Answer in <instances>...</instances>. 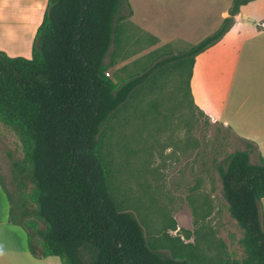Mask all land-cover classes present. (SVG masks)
<instances>
[{"label":"trees","instance_id":"trees-1","mask_svg":"<svg viewBox=\"0 0 264 264\" xmlns=\"http://www.w3.org/2000/svg\"><path fill=\"white\" fill-rule=\"evenodd\" d=\"M251 1L232 0L214 33L187 51L137 60V70L124 78L106 73L132 14L127 0H47L30 58L0 51V124L21 145V157L10 161L8 220L25 231L32 257H58L61 264H192L187 254L167 256L148 242L117 199L108 161L112 125L173 72L185 77L190 96L195 58L221 40ZM241 141L243 150L212 161L227 211L242 230L244 256L209 264H264V159L258 155L252 163L256 145Z\"/></svg>","mask_w":264,"mask_h":264},{"label":"rangeland","instance_id":"rangeland-1","mask_svg":"<svg viewBox=\"0 0 264 264\" xmlns=\"http://www.w3.org/2000/svg\"><path fill=\"white\" fill-rule=\"evenodd\" d=\"M18 1L0 4L18 10L31 4ZM127 1L132 14L123 24L115 66L107 70L111 79L136 71L137 60L150 62L169 52L187 51L219 28L232 6V0ZM263 31L264 0L251 1L240 8L221 40L196 57L193 97L191 92L185 95V77L173 72L160 79L158 90L133 101L119 125H112L108 145L112 188L140 223L147 241L167 256L184 253L192 264L244 256L239 244L242 230L227 211L212 161L243 150L244 144L199 110L215 115L232 64L247 49L264 45ZM20 157L18 136L0 124V175L5 186L0 184V264H53L51 260L61 264L58 257H32L25 231L7 218L10 161ZM250 160L255 163L257 158L252 155ZM261 204L264 222V198Z\"/></svg>","mask_w":264,"mask_h":264},{"label":"crops","instance_id":"crops-1","mask_svg":"<svg viewBox=\"0 0 264 264\" xmlns=\"http://www.w3.org/2000/svg\"><path fill=\"white\" fill-rule=\"evenodd\" d=\"M15 1L17 5L19 1ZM46 1L30 0L31 4L21 10L17 6L0 4V51L10 57L30 58L32 41ZM230 77L224 87L226 91L215 103V115L203 113L230 128L237 138L253 142L256 150L250 157L260 155L264 159V45L247 49L243 56L239 54L231 66ZM191 82L192 72L189 86L193 97ZM0 184L5 188L1 175ZM7 206L9 208L8 201ZM26 261L32 263L33 260L27 258ZM51 261L56 264V260Z\"/></svg>","mask_w":264,"mask_h":264},{"label":"built area","instance_id":"built-area-1","mask_svg":"<svg viewBox=\"0 0 264 264\" xmlns=\"http://www.w3.org/2000/svg\"><path fill=\"white\" fill-rule=\"evenodd\" d=\"M109 74L108 73H106V76H108Z\"/></svg>","mask_w":264,"mask_h":264}]
</instances>
